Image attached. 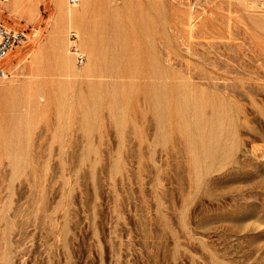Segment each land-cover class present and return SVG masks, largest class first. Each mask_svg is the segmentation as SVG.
<instances>
[{
	"label": "rangeland",
	"instance_id": "374dc122",
	"mask_svg": "<svg viewBox=\"0 0 264 264\" xmlns=\"http://www.w3.org/2000/svg\"><path fill=\"white\" fill-rule=\"evenodd\" d=\"M0 22L25 34L0 264H264V0H0Z\"/></svg>",
	"mask_w": 264,
	"mask_h": 264
},
{
	"label": "built area",
	"instance_id": "2783aa9c",
	"mask_svg": "<svg viewBox=\"0 0 264 264\" xmlns=\"http://www.w3.org/2000/svg\"><path fill=\"white\" fill-rule=\"evenodd\" d=\"M68 4L74 6L77 5L81 0H67ZM69 38L71 39L70 49L72 53L75 54L78 63H83L84 55L78 49L76 45L77 34L75 31L69 32ZM25 39V34L23 32L10 29L6 27L2 22H0V76L7 77L8 71L4 69L3 61L8 55V53L18 44H20Z\"/></svg>",
	"mask_w": 264,
	"mask_h": 264
},
{
	"label": "bare ground",
	"instance_id": "6f19581e",
	"mask_svg": "<svg viewBox=\"0 0 264 264\" xmlns=\"http://www.w3.org/2000/svg\"><path fill=\"white\" fill-rule=\"evenodd\" d=\"M110 2V1H109ZM67 3H68V1H67ZM111 3V2H110ZM239 3H241V0H239ZM112 4V3H111ZM69 6H71V7H74V6H72V5H70V4H68ZM78 5V4H77ZM110 8H111V5H110ZM234 11L236 12V14H235V19H236V21H238L239 19H240V16H241V14H240V12H239V10L238 9H234ZM67 16H72V12L71 11H67ZM191 22V21H190ZM189 22V23H190ZM190 26V25H189ZM94 55V54H93ZM93 57V56H92ZM2 77V76H1ZM5 77V76H4Z\"/></svg>",
	"mask_w": 264,
	"mask_h": 264
}]
</instances>
